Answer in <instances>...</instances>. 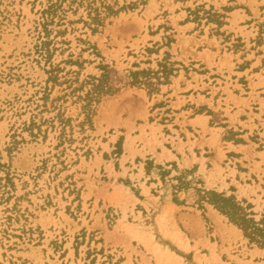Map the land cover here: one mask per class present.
Masks as SVG:
<instances>
[{
	"label": "rangeland",
	"instance_id": "374dc122",
	"mask_svg": "<svg viewBox=\"0 0 264 264\" xmlns=\"http://www.w3.org/2000/svg\"><path fill=\"white\" fill-rule=\"evenodd\" d=\"M227 1L0 0V264H264L258 163L257 176L225 190L152 158L170 118L156 94L171 81L176 93L178 80L196 98L172 105L241 106L255 123L244 114L250 126L235 122L234 139L264 144V0ZM228 9L249 25L232 38L221 29ZM187 115L179 123L191 129ZM172 177L192 191L187 203L172 197L181 210L159 227V204L137 202L139 185ZM209 192L233 197L261 232L245 234Z\"/></svg>",
	"mask_w": 264,
	"mask_h": 264
},
{
	"label": "crops",
	"instance_id": "0c3cea01",
	"mask_svg": "<svg viewBox=\"0 0 264 264\" xmlns=\"http://www.w3.org/2000/svg\"><path fill=\"white\" fill-rule=\"evenodd\" d=\"M208 1L217 3V9L219 10H221V8L224 6H229L227 0H225L224 3H220L221 0ZM246 2L247 0H243V4H246ZM235 11L228 9V11L226 12L227 23L224 24V26L221 28L224 33L228 35V37L231 36V38L238 35V33H236L238 28L243 27L245 28V30L249 28V25L245 23V17L238 19L235 18L234 15H232V13H234ZM239 11L242 10L240 9ZM238 14L239 16H241V12H239ZM210 47L212 48L208 47L209 51L216 53V49L214 48L215 46L211 45ZM240 51L241 50H236L232 52L233 61H235L237 58L238 60L242 59L241 57H243L242 54L244 53ZM220 56H215L214 62H217ZM196 60L200 63H203V61L199 58ZM186 81H177L176 85L178 91L176 93H173L174 82L171 81L168 85H165V91H162V89H160L159 93L156 94L157 99H155L156 101L154 103L155 110H157V112L162 111V113H158L160 116L168 115L170 118L162 120L163 124H160L161 131H164L163 137H165V141L164 143H161L157 146L155 145L156 156H152V158H154L155 160L154 162L157 164H161L162 166H164V168H170L174 163L179 168V171L192 170L194 175L202 180L203 186L205 188H217L220 184V179H222L224 181V184L226 185L225 190L232 185L236 187V184L242 186V180L245 183L246 179L250 178L252 175L257 176V163L259 164V169L264 170V163L261 161L260 156V154L264 152V144L254 143V145L258 148L255 147L248 149V144L241 143L238 140L234 139L238 136L233 135V132L235 128V122L244 123V128H248V125L250 126L251 123L248 119L253 121V123H255V121L252 120L250 115H248V110L242 108L241 106H229V115H227L224 112L225 108L222 101H220V105L219 107H217L216 98L212 102V105H209L207 101L196 104L195 108L201 109L200 113H190L192 112L193 108H190L185 104H189V95H192L193 98H196V95L192 93V90L187 86ZM168 97H170L169 100ZM182 98L186 102L185 104L183 103L181 105H172L177 102V99L181 101ZM162 99L164 100V103L161 104ZM207 108H211L213 112L219 113L220 115L219 122H215L214 126L212 127L210 126V120L212 117L206 114L207 111L205 112V109ZM186 114H188L186 116V125L191 126V129L187 127H185V129L184 127H181L179 123L181 121L180 116H185ZM244 114L248 116V119L244 116ZM229 116L232 117L233 123H231ZM175 124H179V127H176ZM253 133L255 132L253 131ZM197 142H199V145L197 144ZM260 142H263V140L260 139ZM163 148L167 149L168 152L165 153ZM148 154L151 153L149 152ZM159 155H161V157H159ZM173 173L177 174L176 171H173ZM261 175H263L262 172H258V176L260 178L262 177ZM145 176L146 173L143 171V169H141L139 181H141L142 177L146 179ZM147 178H149V176H147ZM213 178H216L217 180L214 184L212 183ZM165 180L166 181L163 182L159 179V184H157V182L151 184L145 182L144 187L147 190L146 192H144V187H142V185H139V194L142 196V200L137 198V202H140V204H142L144 208L145 206H147L149 210H151V207L153 205L159 204L158 206L160 207V211L156 214V219L158 218L157 222H159V227L167 221L166 218L168 217L169 212H172L173 210L175 211L177 209L181 210L179 206L173 201L172 197L175 196L180 201H184L185 199L189 198V191H192V189H190L189 187L190 185H186L184 188H181L182 185L184 186V184L180 183V188L179 186H175L174 184L177 183V180L173 177L171 179L166 178ZM208 184L211 185L208 186ZM245 185L250 186V184ZM152 186L160 187H157L153 190L151 189ZM164 187H170L172 193L170 195L164 194L161 190ZM184 202L187 203L186 201ZM181 207L186 208L185 206ZM182 214L184 216L189 215L188 212H183ZM142 216L143 212L141 211V218ZM161 216V221H159ZM144 227L148 229L146 224H144ZM146 241L150 243V239L148 237H146ZM151 242V244L156 245L157 248L162 250V247L158 243H156L155 240ZM212 243L213 242L211 241V239H209L210 246H208L207 248L210 249ZM202 244H205V241H203ZM205 257H207V254H205Z\"/></svg>",
	"mask_w": 264,
	"mask_h": 264
},
{
	"label": "trees",
	"instance_id": "16d2710c",
	"mask_svg": "<svg viewBox=\"0 0 264 264\" xmlns=\"http://www.w3.org/2000/svg\"><path fill=\"white\" fill-rule=\"evenodd\" d=\"M209 195L211 196L210 202L214 205V207L221 213L227 215L243 230L245 234H247V229H250L251 234L261 232L257 224L253 222L252 219L246 218V214L243 212V209L233 197H225L222 194H217L215 192H209ZM236 219H239L241 223L237 222Z\"/></svg>",
	"mask_w": 264,
	"mask_h": 264
},
{
	"label": "bare ground",
	"instance_id": "6f19581e",
	"mask_svg": "<svg viewBox=\"0 0 264 264\" xmlns=\"http://www.w3.org/2000/svg\"><path fill=\"white\" fill-rule=\"evenodd\" d=\"M150 145H154V142H150ZM167 151H165V153H166Z\"/></svg>",
	"mask_w": 264,
	"mask_h": 264
}]
</instances>
